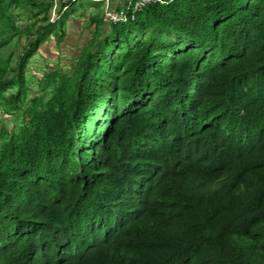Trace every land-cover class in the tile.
<instances>
[{"label": "trees", "instance_id": "obj_1", "mask_svg": "<svg viewBox=\"0 0 264 264\" xmlns=\"http://www.w3.org/2000/svg\"><path fill=\"white\" fill-rule=\"evenodd\" d=\"M41 1L0 0V264H264V0L98 12L36 91L42 45L104 3L15 19Z\"/></svg>", "mask_w": 264, "mask_h": 264}, {"label": "rangeland", "instance_id": "obj_2", "mask_svg": "<svg viewBox=\"0 0 264 264\" xmlns=\"http://www.w3.org/2000/svg\"><path fill=\"white\" fill-rule=\"evenodd\" d=\"M113 6L117 9L123 7L124 0H112ZM91 2H95L91 0ZM38 9L34 6L29 8L28 5L22 4L18 11H16L15 19L20 23H29L35 19L33 16L35 13H40L45 6L49 4L48 0H43L40 3ZM80 7V3H77L76 8ZM105 3L101 6L98 5H84L81 9L70 18L67 23V36L65 41L61 44H57L55 35H52L50 39L42 45L37 56L32 60L29 65L28 76L29 80L34 85V90L38 91V83L43 78V75L47 69H56L57 66H63L69 68L73 60L80 54V50L83 46L87 45L91 40L94 32L95 25L92 23L91 17L100 12L105 18ZM51 16L55 19L59 15L55 6L50 10ZM44 15V11L42 13ZM106 20V19H105ZM108 21V20H106ZM26 40L23 39V44ZM17 48L16 39L5 49H3L4 55H9L13 50ZM22 46L18 49L22 51ZM3 121L7 124L8 129L14 130L22 124L21 119L14 118L9 115L2 116Z\"/></svg>", "mask_w": 264, "mask_h": 264}, {"label": "built area", "instance_id": "obj_3", "mask_svg": "<svg viewBox=\"0 0 264 264\" xmlns=\"http://www.w3.org/2000/svg\"><path fill=\"white\" fill-rule=\"evenodd\" d=\"M105 3V17L109 22L117 23L120 21L126 22L130 17L135 18V14L142 11L149 4L156 2H164L163 0H131L129 7L125 10L118 11L113 5L112 0H98ZM55 8H57L59 1L54 0ZM60 16L58 15L55 19L52 17V21H56Z\"/></svg>", "mask_w": 264, "mask_h": 264}]
</instances>
